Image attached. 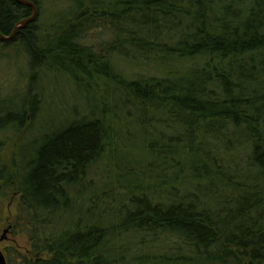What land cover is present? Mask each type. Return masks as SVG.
Returning a JSON list of instances; mask_svg holds the SVG:
<instances>
[{
	"label": "trees",
	"instance_id": "16d2710c",
	"mask_svg": "<svg viewBox=\"0 0 264 264\" xmlns=\"http://www.w3.org/2000/svg\"><path fill=\"white\" fill-rule=\"evenodd\" d=\"M22 1L40 11L41 0ZM109 1L85 0L65 23L37 18L0 38V55L21 47L29 64L21 111L0 112V231L13 193V228L36 257L16 252L8 264H264V0ZM32 15L0 0L1 35ZM107 22L113 38L97 53L85 41ZM131 54L154 74L117 73L113 56ZM41 73L79 87L105 79L115 91L27 158L17 144L41 110ZM114 120L139 131L132 157L144 171L131 174L116 210H76L93 168L129 148ZM8 135L19 139L9 163Z\"/></svg>",
	"mask_w": 264,
	"mask_h": 264
},
{
	"label": "rangeland",
	"instance_id": "374dc122",
	"mask_svg": "<svg viewBox=\"0 0 264 264\" xmlns=\"http://www.w3.org/2000/svg\"><path fill=\"white\" fill-rule=\"evenodd\" d=\"M79 3H85V0H76V4L71 0H41L38 23L41 25L65 23L69 21L71 13ZM110 3L113 6V0H110ZM112 38L111 28L107 22L104 28L94 30L85 42L99 53L101 47L110 43ZM126 58L128 60L118 55L113 56L112 66L117 73L131 80L133 74H154L148 67L137 68L136 64L132 63V54ZM28 65V56L21 47L12 48L0 55V112L21 111L25 100L24 93L29 82ZM82 82L83 86L79 87L68 75L40 74L35 95L41 101V110L29 132L27 128L23 134L28 133L20 141L15 135L2 136L5 140V146L2 149V158L5 162H10L18 141L20 143L17 147H20L22 156L28 158L27 150L40 144L44 137L60 131L73 122L74 118L89 114V111L93 110L92 107H97L101 100L115 91V84L105 79L84 78ZM106 103L109 102L106 101ZM112 124L118 129L121 128L124 134L127 132L126 140L129 148L124 152L119 151L116 157L112 148V151L93 168L87 177L86 188L77 194L76 210L81 207L82 210H86L93 205L92 207L96 206V211L105 212L108 209L120 207L123 203H118V201L123 200L120 195L125 192L126 184L132 182L131 174L144 171L142 170L143 164L140 163V166L135 162L138 158L133 159L132 157V142L137 150L140 146L139 131L132 127V122L116 123L114 120ZM133 153H136V150H133ZM19 156H21L20 152L17 154V159H20ZM17 203L18 196L13 193H9L4 199L5 222L0 231V237L4 231L9 232L6 240L0 243V250L8 257V260L9 256L16 259V252L36 260L34 254L30 252L31 243L28 235L16 232L13 228Z\"/></svg>",
	"mask_w": 264,
	"mask_h": 264
},
{
	"label": "water",
	"instance_id": "95a60500",
	"mask_svg": "<svg viewBox=\"0 0 264 264\" xmlns=\"http://www.w3.org/2000/svg\"><path fill=\"white\" fill-rule=\"evenodd\" d=\"M18 4L20 5H24V6H27V7H30L32 10H33V15L31 18L25 20V21H22L13 31L12 35L10 37H4L1 35L0 33V38L2 40H12L14 38V36L16 35V33L21 30V29H24L28 24H31L33 22H35L38 18V7L31 3V2H28V1H22V0H15ZM8 230L4 231L3 235L0 237V243L5 241L6 240V236L8 234ZM0 264H8V260L5 256V254L0 250Z\"/></svg>",
	"mask_w": 264,
	"mask_h": 264
}]
</instances>
